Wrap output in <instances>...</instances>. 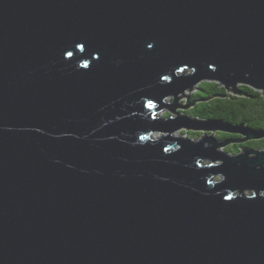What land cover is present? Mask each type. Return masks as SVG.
<instances>
[{
	"label": "water",
	"instance_id": "water-1",
	"mask_svg": "<svg viewBox=\"0 0 264 264\" xmlns=\"http://www.w3.org/2000/svg\"><path fill=\"white\" fill-rule=\"evenodd\" d=\"M204 80L264 96V0H0V264H264V150L220 148L264 128L175 112Z\"/></svg>",
	"mask_w": 264,
	"mask_h": 264
},
{
	"label": "trees",
	"instance_id": "trees-1",
	"mask_svg": "<svg viewBox=\"0 0 264 264\" xmlns=\"http://www.w3.org/2000/svg\"><path fill=\"white\" fill-rule=\"evenodd\" d=\"M238 87L241 95L237 96L231 94L216 81L199 82L192 97L201 100L189 109L188 115L200 120L217 119L233 124H244L253 129L264 128V96L262 92L244 84ZM260 141H264V138ZM262 147H264V143Z\"/></svg>",
	"mask_w": 264,
	"mask_h": 264
},
{
	"label": "rangeland",
	"instance_id": "rangeland-1",
	"mask_svg": "<svg viewBox=\"0 0 264 264\" xmlns=\"http://www.w3.org/2000/svg\"><path fill=\"white\" fill-rule=\"evenodd\" d=\"M197 85H198V83L190 91L189 90L186 91L184 93V95H188L189 94L190 97H192L193 93L197 89ZM229 92L231 94H235L237 96L238 95H241V94H238V93H234L231 90H229ZM186 100H187V97L186 96H183V97H180L177 102L178 103H181V104H185L186 103ZM165 102L172 103L173 102V96L172 95H169L165 99ZM189 109H190V107H187V108L175 107V112H177L179 114L188 115V113L190 112ZM158 113H159L160 116H165V115H171L173 117L176 116V114L174 112L170 111L167 108H162ZM222 132L223 131H219V130L205 131V130H200V129L199 130H187L185 128H182V129L176 131L175 134L176 135H181V136H184V137H189L191 139H198L201 136L211 135L213 133L212 136L215 137L219 141L220 140L221 141H224V140L229 139V138H235L232 135L224 134V132L223 133ZM158 135H159V132L154 133V136H158ZM260 139H262V138L250 139V140L239 141V142L232 141V142L226 143L223 146H220V148L223 149L224 151L229 152V153H232V154H235L236 153V150L239 151L243 147L264 150V147H262V144L264 143V141H260Z\"/></svg>",
	"mask_w": 264,
	"mask_h": 264
},
{
	"label": "flooded vegetation",
	"instance_id": "flooded-vegetation-1",
	"mask_svg": "<svg viewBox=\"0 0 264 264\" xmlns=\"http://www.w3.org/2000/svg\"><path fill=\"white\" fill-rule=\"evenodd\" d=\"M225 134L232 135L237 140L242 138V136L240 134H237V133H228V132H226Z\"/></svg>",
	"mask_w": 264,
	"mask_h": 264
},
{
	"label": "clouds",
	"instance_id": "clouds-1",
	"mask_svg": "<svg viewBox=\"0 0 264 264\" xmlns=\"http://www.w3.org/2000/svg\"><path fill=\"white\" fill-rule=\"evenodd\" d=\"M264 138V137H263Z\"/></svg>",
	"mask_w": 264,
	"mask_h": 264
}]
</instances>
